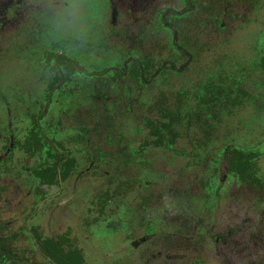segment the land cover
Segmentation results:
<instances>
[{"label":"flooded vegetation","instance_id":"flooded-vegetation-1","mask_svg":"<svg viewBox=\"0 0 264 264\" xmlns=\"http://www.w3.org/2000/svg\"><path fill=\"white\" fill-rule=\"evenodd\" d=\"M66 1L68 0H0V51L3 43L9 40L17 39L19 47L23 43L11 62L20 61L24 57L23 53L27 60L34 59V68L38 67L39 71L37 81L46 86L43 94H39L35 101L39 105L32 107L34 109L26 108L22 99L14 100L9 97V101L5 98L8 119L4 125H0V173L8 181L20 183V186L24 182L18 179H26L27 175L29 184L31 187L35 184L39 195L45 194L43 188L49 193L53 187L58 189L57 193L46 195L36 211L26 217L27 225L30 221H34L33 225L36 224L39 211L52 197L62 194L64 183L73 172L77 173L74 175L78 177V186L81 177L99 170L97 165L101 167L103 160L111 163L121 160L120 164L124 168L133 167L132 171H135L136 160L132 157L151 153V147L158 149L155 145L173 150L177 133L167 124L166 119L173 118L175 121V118L186 119L188 116L184 115L177 102L178 110L166 109L162 114L163 121L151 118V104L167 108L166 91L175 87V77L166 78V75L174 72L178 78L186 76L188 71L199 64L200 57L213 50L209 43V48L202 44L203 38L218 44L226 43L233 31L244 27H248L246 31L250 30L254 23L250 19L264 9V0H102L101 11L109 26L108 32L99 37L96 43L85 41V46L99 47L101 52L107 53L119 45L125 50V55L119 62L105 64L102 69L91 65L89 70L83 60L96 59L95 52L87 56V52L76 48L67 50L56 43L45 46L46 42L42 38L48 28L41 22L43 16L48 14V6L45 4L56 3L60 6ZM251 36L253 38L250 43L257 40L254 45L257 58L249 70L251 74L256 73L260 80L249 83L248 72L242 78L241 71L234 67L223 70L220 64H216L209 71L207 80L200 82L195 95L200 100L199 108L207 110L206 114L202 113L203 118L210 117L212 106L217 108L215 112L221 114L225 109L229 111L233 106L243 107L247 103L257 102L264 108V96L260 100V94L251 95L245 89L247 84L260 87L264 85V20L261 29L255 35H249ZM80 42L83 43V40ZM70 43L76 46L78 42ZM100 58H104L103 53ZM160 85L164 89H160L162 93L158 98L152 92ZM179 95L183 96V92L180 91ZM12 102L15 105L19 103L20 109ZM116 107L124 108H120L122 112L118 114ZM193 114L202 123L199 109ZM257 142H264V138ZM108 144L115 151H108L105 147ZM116 146L117 149L114 148ZM201 147L206 156L216 154L212 138L204 141ZM226 148L221 163L227 165L226 174L221 173L219 177H215L211 172L210 182L223 184L227 173L233 175L236 182L233 189L219 193L214 187L216 202L224 201L223 204H228L230 201L231 206L242 200H250L253 210L244 213L221 212L222 207L215 205L206 218L200 213L183 214L178 223L187 217V225L179 229L181 241L176 244V252L170 261L172 263L238 264L243 253L249 252L256 257L250 264H264V148H260L261 156L254 153L251 147ZM12 154L23 158L26 156V163L20 158L19 164H15ZM199 155L197 163L201 159ZM212 160L214 158L204 160L202 167L210 165L212 171H215L216 166L211 163ZM143 161L147 162L146 159ZM138 166H141L140 160ZM219 171L221 167L218 168ZM0 182L7 181L0 179ZM129 185L128 193L138 187L132 185V182ZM143 186L149 188L147 184L143 183ZM17 188L16 186L15 189ZM76 188L67 201L60 203L62 206L73 202V196L78 191ZM86 191L88 197L93 193L90 189ZM105 196L104 200L107 202L120 201L114 195ZM100 198L103 200L104 196ZM0 200H3L1 194ZM6 201L4 199L3 202L7 203ZM147 207L145 203H140L126 213L103 212L107 214L103 215L107 225V222L103 223L98 217L92 218L94 212L91 207L86 212L83 206V218L94 224L93 227L88 226L90 229L98 225L118 229L124 218L129 216L133 232L136 233L134 236H141L130 241L139 248L142 243L153 238V235L145 234V226L142 230L138 227L142 225V220L149 218ZM220 213L228 223L236 219L240 223L234 227L225 223L224 227L219 228ZM138 216L139 219L134 222L133 218ZM201 225H207V229L201 231L198 243V227ZM25 231L32 241L31 245H17L16 238L8 239L0 232V264H88L90 261L86 245L80 248L69 241L67 235L64 238L51 235L44 237L39 225L32 228L27 226ZM241 234H248L246 246H242L234 238ZM204 245L209 255L203 254ZM57 251L60 262L55 260ZM227 253L229 256H226ZM167 255L169 254L164 255L165 259ZM155 259L157 256L153 255L146 264H152Z\"/></svg>","mask_w":264,"mask_h":264},{"label":"rangeland","instance_id":"rangeland-1","mask_svg":"<svg viewBox=\"0 0 264 264\" xmlns=\"http://www.w3.org/2000/svg\"><path fill=\"white\" fill-rule=\"evenodd\" d=\"M45 5L48 6V14L41 19V22L48 27L42 36L44 42H46L45 46L56 43L67 50L76 48L81 52H87V56L95 52L96 59L87 58L83 60V64L89 70L91 65L102 69L105 64L119 62L120 58L125 55V50L119 45L107 53L101 52L99 47L97 49L95 46L88 48L85 46V41L90 40L96 43L99 37L108 32L109 26H107L104 12L101 11L102 0H68L60 6L56 3H46ZM256 16H258L257 20ZM252 20L254 23L250 26V30L246 31L248 27H244L233 31L226 43L218 44L209 40L206 41V38H203L202 44L209 48L207 44L209 43L213 50L200 57L199 64L188 71L186 76L178 78L173 74L174 72L166 75V78L168 76L176 78L173 79L175 87L171 91H166L168 92L167 108L151 104V118L155 121H163L162 114L166 109L178 110L177 102L184 115L188 116L186 119L175 118V121H173V118L166 119L167 124H170L171 129L177 133L173 150L155 145L158 149L151 147V153L132 157L136 160L135 171H132L133 167L124 168L120 164L121 160L117 163L103 160L101 167L97 165L99 170L86 173L84 177H81L78 186H76L78 177L73 172L65 181L62 194L52 197V200L47 202L43 209L39 211L35 225H33L34 221H30L27 225L26 217L36 211L46 195L51 196L57 193L58 189L53 187L49 190V193L46 188H43L45 194L41 195L42 193H40L39 195L35 184L32 187L29 184L30 181L27 180L25 172L23 173L26 175V179H18L24 182L21 186L18 182L8 181L0 173V179L7 181L0 182V194L3 199L0 200V232H2V235L8 239L16 238L17 245H31L32 241L25 229L27 226L32 228L39 225L40 233L44 237L51 235L64 238L67 235L68 240L80 248L85 244L86 254L90 259L88 264H146L148 260L152 259L153 255H156L157 259L153 260L152 264H180L170 261L174 252H176V244L181 241L179 229L182 228L181 226L187 225V217L178 223L183 214L200 213L204 216L203 218H206L215 205L222 207L221 212H251L253 209L250 200H242L237 204L233 203L231 206H229L230 201L228 204H223L224 201L217 203L216 191L214 190L217 189L219 193L229 188L233 189L236 178L227 173L223 184L217 181H215L216 184H213L210 182V175L211 172L214 173L215 177H219L221 173L226 174L227 165H221V163L227 146L239 149L251 147L254 153L261 156L260 148H264V142L258 143L257 141L264 138V108H261L257 102L247 103L243 107L233 106L229 111L225 109L221 114L215 112L214 110L217 111V108L212 106L211 115L206 119L203 118V114H206L207 110L202 107L199 108L200 100L196 99L195 95L198 93L200 82L207 80L209 71L214 69L216 64H220L223 70L234 67L237 71H241L242 78H245V74L248 72L249 83L260 80L256 73L251 74L249 70L257 58L254 48L257 40L250 43L253 36L249 37V35H255V32L261 29L264 20V9L255 13L250 21ZM165 37L167 36L165 35ZM80 40H83V43ZM70 42L78 43L75 46ZM21 47H23V43L19 47L18 40L12 39L3 43L2 51H0V125H4L8 119L5 111L7 105L5 98L22 99L26 108L34 109L32 107H38L39 105L35 101L38 100L39 94H43L46 88L37 81L39 71L38 67L34 68L36 65L34 59L29 58L27 60L23 53L24 57H21L20 61L11 62L15 53ZM102 53L104 58H100ZM160 89H164L163 85L155 87V92H152V94L159 98L162 93ZM245 89L251 95L260 94V100L264 96V85L260 87L259 85L247 84ZM180 91L183 92V96L179 95ZM12 103L15 105L14 102ZM19 106L20 104L16 103L15 107L20 109L21 106ZM206 106L208 107V105ZM120 108L123 109L124 107H116L118 114L122 112ZM198 109L199 114L203 115L201 117L203 118L202 123L197 121L199 118L193 114L197 113ZM109 126L111 127V125ZM110 129L113 131V128ZM104 138H106V135ZM209 138L214 140L216 154L213 156L204 155L203 153L206 154V152L201 147L204 141H208ZM20 141L24 142V140ZM108 145L105 146L108 151H115L112 150V146L109 145L108 147ZM0 148H2V142H0ZM114 148L117 149V146ZM198 154L201 157L199 163L196 162ZM12 157L15 164H19L20 158H22L24 164L27 161L26 156L23 158L12 154ZM208 158L210 160L214 158L211 163L216 166L215 171H212L210 165L202 167L203 161ZM143 159H146L147 162ZM139 160L141 166H138ZM219 167H221V171L218 172ZM129 182H132L134 186H138L137 191L134 187L133 192L128 193L132 191ZM88 183H90L89 186ZM143 183L147 184L149 188H145ZM16 186L18 187L17 190L15 189ZM75 187L78 191L73 196V202L62 206L60 203L67 201L73 195ZM214 187L216 188L214 189ZM87 189L93 192L90 193V197L87 195ZM106 194L114 195V198L119 197L120 201L107 202L104 200ZM103 196L102 200L100 197ZM4 199L7 200V203L3 202ZM146 200L149 201L146 202ZM140 203H145L148 206L146 211L149 212V218L142 220V225L138 227L141 230L146 227L145 234L153 235V238L149 242L142 243L139 248L135 246L134 242L130 241L141 236L140 234L134 236L136 233L133 232V225L129 216L127 219L124 216L121 217L124 218V221L118 229L103 225L90 229L88 226L93 227L94 224L88 223L83 218L85 212L83 206L86 212L91 207L94 212L93 219L98 217L105 223L107 222L103 220V215L107 216V214H104L105 212H108V214L117 211L118 213L121 211L126 213L128 209L131 210L132 207L138 206ZM138 219L139 216L133 218V221L136 222ZM219 220V228L224 227L225 223L232 224L233 227L235 224L240 223L239 219L228 223L222 214L219 216ZM3 228L6 229L2 230ZM203 229L206 230L207 225L198 227V243ZM234 238H237L242 246L247 245L248 234H241L239 237ZM204 246L203 254L209 255L206 245ZM222 252L224 253V246H222ZM166 254L169 255L165 259L164 255ZM226 256H229V254L227 253ZM255 259L256 257L253 254L244 252L242 260L237 263L250 264ZM40 261L43 260L40 259Z\"/></svg>","mask_w":264,"mask_h":264},{"label":"trees","instance_id":"trees-1","mask_svg":"<svg viewBox=\"0 0 264 264\" xmlns=\"http://www.w3.org/2000/svg\"><path fill=\"white\" fill-rule=\"evenodd\" d=\"M55 260H56L57 262H60V261H59L58 251H57V256H56Z\"/></svg>","mask_w":264,"mask_h":264}]
</instances>
